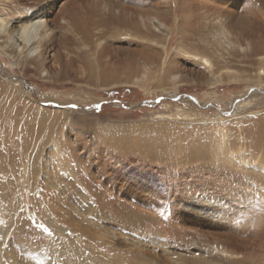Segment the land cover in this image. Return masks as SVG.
I'll use <instances>...</instances> for the list:
<instances>
[{"label":"rangeland","instance_id":"374dc122","mask_svg":"<svg viewBox=\"0 0 264 264\" xmlns=\"http://www.w3.org/2000/svg\"><path fill=\"white\" fill-rule=\"evenodd\" d=\"M12 1L0 0V7L8 9L4 14L16 17L26 8L45 7L54 37L64 31L74 43L58 49L60 60L50 61L52 53L46 56L49 78L21 65L11 66L8 58L5 65L0 61L4 75L31 95L30 100L47 112V119L62 115L52 134L33 141L32 147L40 143L36 155L32 147L13 149L4 126L0 127V173L14 195L10 215L14 212L21 224L19 236L15 225L9 227L0 219L7 235L3 250L18 264L29 257L38 264H264V189L256 188L252 180L258 173L235 168L217 154L225 130L240 134L245 128L243 123L235 124L245 113L241 105L254 98L257 105L247 112L253 118L264 117V94L252 95L259 88L254 79L258 66L238 53L226 60L231 61L226 66L240 82L213 85L203 68L184 54L207 35L208 21L200 18L207 11L205 5L223 12L230 23L238 22L236 32L243 37L244 52L249 51L247 43L264 48L260 2ZM107 10L111 15L122 12L118 24L109 22ZM228 11L233 13L231 19ZM252 13L259 16L258 22L253 23ZM142 16H159L167 29L158 32L140 26ZM70 18L84 21L91 38L80 39L66 24ZM65 62H72L70 70L60 71ZM171 68H177L182 82L173 84L167 77ZM42 99L47 102L39 103ZM30 115L36 132L39 117ZM193 134L213 138L206 168L180 167L174 161L164 166L146 155L148 149L159 150L177 136L187 146ZM2 162L6 168L2 169ZM226 175L233 177L229 180ZM93 189L100 199L90 195ZM193 199L219 201L218 211L237 224L188 214L182 206L196 207ZM45 205L50 217L41 210ZM211 224L216 227L210 228ZM28 230L33 234L29 236ZM98 235H105L104 242ZM50 246H63L66 253H48Z\"/></svg>","mask_w":264,"mask_h":264},{"label":"bare ground","instance_id":"6f19581e","mask_svg":"<svg viewBox=\"0 0 264 264\" xmlns=\"http://www.w3.org/2000/svg\"><path fill=\"white\" fill-rule=\"evenodd\" d=\"M16 1H20L23 3L26 0H15V2ZM257 1L260 2V5L262 6V8H264V0ZM5 2L8 3L14 1L5 0ZM167 2H165V4ZM205 6L207 7V11L203 12L204 15H201L200 18L201 20L208 21L207 24H204L208 25L205 26L207 35L203 40H201V42L199 43V45L196 46V48L194 47L193 50H187V52H185L184 54L190 57L194 61V63H197L200 67L203 68V70L207 74L205 75V79L207 78L210 83H212L213 85L227 83V85L232 86L233 84L240 82V77L236 75L234 70L231 71L230 68L226 66V64H231V61L227 62L226 60L234 59L238 57V53L243 52L242 55L244 57L246 56L248 59L250 58L251 61H254L258 66L257 73L254 79L255 82L258 84L255 86L259 88H257L256 93H252V95L256 94L255 96H261L260 98H262L264 94V48L258 45H253V43H247L246 47H248L249 51L244 52L245 50L242 48V46H240V40L243 39V37L242 35L236 32V28H238V22L234 21L233 23H230L229 20L223 19V12L215 9L211 5ZM5 10L8 9L3 6L0 7V61L5 65L7 64L5 59L8 58L10 61L9 65L11 66L21 65L22 68L24 67L25 71H32L34 74L38 75L45 73L46 77H48L50 73L49 71H47L48 62L46 56L49 55V53H52L49 56L50 61L54 59L60 60L61 55L58 49H67L69 45L71 46V44L74 43L73 38L66 34L64 31H61L58 37H54L53 29L51 30L49 28L45 20V14L46 12H48L47 10H45V7L40 8V10L38 11L26 8L16 17H11L8 13L4 14ZM106 12L109 14L110 11L107 10ZM114 12L115 15L109 14V22H112L113 24H118L122 12L119 10H115ZM167 13L168 11L164 12L165 18L167 16ZM228 13L229 14H227V16L230 18L231 15L232 17L233 13H230L229 11ZM251 16L252 21H259V16L256 13H252ZM139 20L140 26L148 25L153 27L154 29H157L158 32L167 29L163 20L160 19L159 16H142ZM102 21L104 24L107 23L105 19H103ZM83 22L84 21L81 20H75V18H70L69 20H66V24L71 25L74 31L78 32L80 39L84 38L85 40H87L91 38V35L88 28L83 25ZM255 22L253 21V23ZM150 35L157 37L154 34ZM178 46L181 47L180 49L178 48L181 51H183L182 49H185L183 45ZM80 55L81 54H76L75 57L80 58ZM13 62L16 63L14 64ZM71 63L72 62L62 63L60 65L59 70H64L65 72L70 70L72 66ZM30 66L32 68H29ZM3 71H5V68H0V127L4 126L5 131L7 133V138H9L13 149L17 147L25 150L28 147H32L34 143L33 141L37 139L44 140L43 138H46L47 135L49 136V134H52V126H54V124L59 121V118L62 115L56 113L57 115H50V118L47 119L45 116L47 112L45 113V110L43 111L40 106L35 104V101H31V95L25 94L21 88L17 87V83H14V81L11 80V77H6L4 75ZM2 74L4 75V77L2 76ZM167 77L171 79V82L173 84L180 83L183 80V77L178 74L177 68L168 69ZM45 101L46 100L43 101V99L38 100L39 103ZM254 103L256 104V100H254V98H251L248 102L239 107L242 108L245 113L241 114V117L235 121V124L241 125V123H243L245 125V128L241 129L240 134L232 133L231 131L225 130L224 133L221 134L222 140L220 145H218L217 154H220L223 160L227 161L231 166L235 168L257 172L258 175L254 178L252 177V180L255 183L254 185L256 186V188L262 187L264 189V117L253 118L254 115L248 113L253 109L252 107L255 106ZM31 113L32 117H34L35 115L36 119L39 117V124L36 127V132H33V127H31ZM53 133H55V131ZM178 137L181 136H177V138H175L173 141H170V143H165L159 150H155L153 148L148 149V152H146L147 157H149V159L157 160L160 163L162 162L164 166L169 167L173 164L172 161L179 162L180 165L178 166L180 167H184L187 164H196L197 166H201L202 168L205 167L207 165V160L210 159V151L213 147V138L206 137V139H204L199 135L193 134L188 137V142L191 143L185 146V143L182 142L183 140L179 139ZM39 144L40 143H37L36 146L32 147V153H34L33 155L38 154V152H36V149L39 150ZM138 147L140 148L141 145H139ZM56 152L59 156V150H56ZM212 157L215 158L217 156ZM12 159V157H5L4 160H8L10 163L13 161ZM3 168H6L5 165H3L2 169ZM230 175H226L224 177L227 179H229L228 177H233ZM0 178V219L2 220L3 218L4 222L8 226L10 224L13 226L15 225V228L13 230H15L14 232L19 235L20 233L18 231L21 227L19 221L20 218H18L17 216L14 217V212L12 215H10L11 209L13 211L12 206H14V195L10 193V187H8L7 184L6 187L2 182V172L0 173ZM232 180H234V178H232ZM94 190L95 189L91 190L90 195L93 198L100 199L99 193L95 192ZM74 191L78 194L77 190ZM261 199L264 202V198ZM194 201L195 200L193 199V203L196 207H192L191 204L182 206L183 209L188 212V214H194V216L196 217L208 218L209 220L219 219L226 224H229L230 222L232 223L234 221V218L230 219V217L228 218V215H223L218 211L217 208L221 207L219 201H215L213 199H205L202 201L196 200L198 203ZM2 202L4 204L6 203V207L8 208L2 205ZM97 204H99V207H102L101 202ZM41 210L43 212H46L47 217H50V215H47L49 210L47 208V205L43 206ZM98 210L96 211L98 212ZM100 213H104L102 208L100 210ZM109 219L110 218H107V220ZM236 219L240 221L239 218ZM248 219L251 220L252 223H255V219H252V216L248 217ZM48 221L49 219H47L46 222ZM234 223L237 224L236 221H234ZM213 226L214 225L211 224L209 227L213 228ZM251 227L249 229L253 231L255 228ZM5 232L6 227H3L0 223V264H18V260L12 258V256L8 252L3 250V246L7 238ZM59 232H62V230H59ZM27 233H29V236L30 234H33L29 230L27 231ZM104 236L105 235H103V237L102 235H98L96 237L101 238L102 242H104L102 239L104 238ZM47 249L48 253L51 254L66 253L64 252L66 248L63 246L60 249H52L51 246L47 247ZM27 259L28 260H26L24 264H38L36 260L34 261L30 257Z\"/></svg>","mask_w":264,"mask_h":264},{"label":"water","instance_id":"95a60500","mask_svg":"<svg viewBox=\"0 0 264 264\" xmlns=\"http://www.w3.org/2000/svg\"><path fill=\"white\" fill-rule=\"evenodd\" d=\"M190 99V98H189Z\"/></svg>","mask_w":264,"mask_h":264}]
</instances>
